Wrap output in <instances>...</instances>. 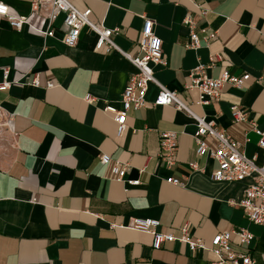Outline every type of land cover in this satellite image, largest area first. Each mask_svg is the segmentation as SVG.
Listing matches in <instances>:
<instances>
[{
  "label": "crops",
  "instance_id": "crops-1",
  "mask_svg": "<svg viewBox=\"0 0 264 264\" xmlns=\"http://www.w3.org/2000/svg\"><path fill=\"white\" fill-rule=\"evenodd\" d=\"M0 2L11 15L28 18L15 30L0 16V83L4 68L8 80L18 82L0 91V264L217 262L209 249L192 252L180 241L155 250L152 235L131 228L136 218L158 220L160 231L176 237L187 226L190 236L208 248L219 233L247 229L255 236L250 256L264 264V227L232 204L242 199L247 183L212 179L218 163L197 155L194 119L172 106L155 107L159 89L152 84L146 107L128 112L119 136L105 107L122 109V95L136 72L132 63L117 51H96L98 35L89 27L75 47H68L63 16L53 35H45L47 20L33 13V0ZM72 2L82 11L91 9L93 22L119 29L114 42L134 55L144 17L152 19L168 58L167 67H154L156 78L262 163L264 151L253 129L264 131V0H206L204 17L195 6L199 0ZM189 14L201 40L212 33L216 39L188 49L191 31L184 21ZM212 59L209 77L229 71L251 78L241 89L226 85L217 103L200 106L198 92L186 91L185 85L190 71ZM36 79L39 87L33 86ZM49 83L55 86L48 88ZM232 107L248 120L234 122ZM164 132L178 134L170 167L161 159ZM102 155L128 165L125 182L117 181L112 164L101 163ZM172 177L183 185L168 183ZM135 180L141 184H129ZM232 244L243 250L236 236Z\"/></svg>",
  "mask_w": 264,
  "mask_h": 264
},
{
  "label": "built area",
  "instance_id": "built-area-1",
  "mask_svg": "<svg viewBox=\"0 0 264 264\" xmlns=\"http://www.w3.org/2000/svg\"><path fill=\"white\" fill-rule=\"evenodd\" d=\"M195 6L201 10L204 17L207 14L206 0H199ZM0 8L5 11L0 12L15 30H21L28 24L27 17H16L10 14V7L0 2ZM33 13L47 20V29L43 32L45 35H53L54 23L60 16H63L61 30L66 34L65 44L68 47H75L80 39L84 27L91 28L98 35L96 51L110 53L119 52L136 68V72L131 75L130 80L122 95V109L112 105L105 107V112L112 116L116 125L118 135L122 136L127 128L128 112L132 109L140 110L146 107L147 93L150 85H156L159 89L158 96L154 101L155 107L172 106L179 111L185 112L189 117L195 120L197 130L194 135L196 143V153L198 156H208L218 163V168L212 174L215 181L226 183L246 182L243 197L238 202H232L235 207L242 209L247 219L257 225L264 227V159L259 163V156L255 154L248 157L245 154L243 146L231 138L225 131L218 128L216 121L208 120L193 112L190 107L183 102L178 93L169 90L163 85L155 75L154 67L168 66V58L163 50V42L154 31V21L144 17V25L141 31L140 39L137 42L138 53L136 55L123 51L115 42L114 37L119 34V29H108L104 25L92 21V10H80L72 0H33ZM185 25L190 28V42L188 49H199L203 43L208 45L216 39L215 33L208 34L204 40H201L195 27L194 18L189 14ZM206 33V30H203ZM214 59L210 65L200 64L190 71L189 82L185 85L186 91H197L199 99L197 104L200 106H210L217 103L222 96L226 85H231L241 89L250 80L251 76L245 73L241 76H234L229 71H224L218 78L209 77L207 72L213 68ZM4 81L0 83V91L10 90L18 82H10L9 69L4 68ZM33 86L39 87L40 83L36 79ZM55 85L49 83L48 88ZM89 102L94 99L87 97ZM1 110V105H0ZM234 122H246L247 115L238 107L231 109ZM254 132L259 136L258 147L264 151V131L254 126ZM213 140V144L209 142ZM247 142L249 140L247 139ZM178 148V134L175 132L162 133L161 159L166 165L173 166L176 162V151ZM103 165L112 164V172L117 176V181L125 182L128 172V165H122L119 161L113 160L109 155L101 156ZM193 169H198L197 164L193 163ZM168 183L175 186H182L183 181L172 177ZM129 184L138 186L140 180L130 181ZM161 223L158 220L150 218H136L131 226L132 229L147 233L153 237V248L159 250L165 243L180 241L189 245L192 252L201 250H210L217 258L215 264H255L250 256L251 245L255 239L253 233L244 228L233 229L219 233L213 240V246L208 248L204 243L196 241L190 234L188 227L181 229V236L176 237L174 233H165L160 231ZM236 236L240 247L243 250L235 249L232 244V237Z\"/></svg>",
  "mask_w": 264,
  "mask_h": 264
},
{
  "label": "snow or ice",
  "instance_id": "snow-or-ice-1",
  "mask_svg": "<svg viewBox=\"0 0 264 264\" xmlns=\"http://www.w3.org/2000/svg\"><path fill=\"white\" fill-rule=\"evenodd\" d=\"M2 11H5V9H3V8H0V12H2Z\"/></svg>",
  "mask_w": 264,
  "mask_h": 264
}]
</instances>
